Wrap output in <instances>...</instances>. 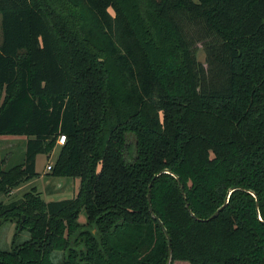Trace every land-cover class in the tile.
<instances>
[{
    "label": "trees",
    "instance_id": "obj_1",
    "mask_svg": "<svg viewBox=\"0 0 264 264\" xmlns=\"http://www.w3.org/2000/svg\"><path fill=\"white\" fill-rule=\"evenodd\" d=\"M1 134V193L56 144L78 186L0 200V264H165L155 217L168 264H264V0H0Z\"/></svg>",
    "mask_w": 264,
    "mask_h": 264
},
{
    "label": "rangeland",
    "instance_id": "obj_2",
    "mask_svg": "<svg viewBox=\"0 0 264 264\" xmlns=\"http://www.w3.org/2000/svg\"><path fill=\"white\" fill-rule=\"evenodd\" d=\"M196 57L203 62V52L200 43L196 44ZM204 64V62H203ZM24 135L1 134L0 135V155L3 157L4 168L19 163L23 156ZM57 144L54 145L52 151L48 154L37 153L34 160V169L37 175L31 179L20 183L18 186L11 188L8 192H0V200L6 202L10 199L21 196L22 192L30 186H34L38 190L39 195L44 199H57L71 197L75 194L78 186V177H55L47 175V165H49L57 152ZM84 213L82 210L78 212L77 220L84 221ZM14 220H3L0 222V249H7L10 246V238L14 230ZM27 237V232L22 230L18 233L17 241ZM170 264H188L187 261L181 259H173Z\"/></svg>",
    "mask_w": 264,
    "mask_h": 264
},
{
    "label": "water",
    "instance_id": "obj_3",
    "mask_svg": "<svg viewBox=\"0 0 264 264\" xmlns=\"http://www.w3.org/2000/svg\"><path fill=\"white\" fill-rule=\"evenodd\" d=\"M146 195H147V197H148V194H146ZM148 209L150 210V207H148ZM215 212H216V210H215L210 216H212ZM152 216H155V215L152 214ZM155 218H156L157 223H158L159 226L161 227V229H162V231H163V233H164V235H165V237H166V245H167L168 254H167V257H166L165 264H168L169 261H170V242H169V239H170V238H169V235H168V233H167L165 227L163 226L162 222L160 221V219L157 218V217H155Z\"/></svg>",
    "mask_w": 264,
    "mask_h": 264
},
{
    "label": "built area",
    "instance_id": "obj_4",
    "mask_svg": "<svg viewBox=\"0 0 264 264\" xmlns=\"http://www.w3.org/2000/svg\"><path fill=\"white\" fill-rule=\"evenodd\" d=\"M64 139V135L63 134H58L57 138H56V143H62ZM47 167H49V165H47Z\"/></svg>",
    "mask_w": 264,
    "mask_h": 264
},
{
    "label": "crops",
    "instance_id": "obj_5",
    "mask_svg": "<svg viewBox=\"0 0 264 264\" xmlns=\"http://www.w3.org/2000/svg\"><path fill=\"white\" fill-rule=\"evenodd\" d=\"M53 148H54V147H53ZM53 148H52V149H53ZM51 151H52V150H51ZM51 151H50V152H51ZM34 160H35V159H34Z\"/></svg>",
    "mask_w": 264,
    "mask_h": 264
}]
</instances>
